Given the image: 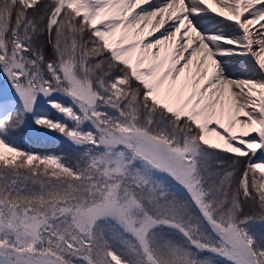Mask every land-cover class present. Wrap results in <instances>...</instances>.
<instances>
[{"label":"snow or ice","instance_id":"1","mask_svg":"<svg viewBox=\"0 0 264 264\" xmlns=\"http://www.w3.org/2000/svg\"><path fill=\"white\" fill-rule=\"evenodd\" d=\"M0 264H264V0H0Z\"/></svg>","mask_w":264,"mask_h":264},{"label":"trees","instance_id":"2","mask_svg":"<svg viewBox=\"0 0 264 264\" xmlns=\"http://www.w3.org/2000/svg\"><path fill=\"white\" fill-rule=\"evenodd\" d=\"M34 147L37 149H41L44 151H50V152H56L59 154L60 152H64L66 156L71 158L72 153L69 151H66L59 143L57 142L56 144H50L48 141H40V142H33Z\"/></svg>","mask_w":264,"mask_h":264},{"label":"rangeland","instance_id":"3","mask_svg":"<svg viewBox=\"0 0 264 264\" xmlns=\"http://www.w3.org/2000/svg\"><path fill=\"white\" fill-rule=\"evenodd\" d=\"M25 144H29V143L26 141Z\"/></svg>","mask_w":264,"mask_h":264}]
</instances>
